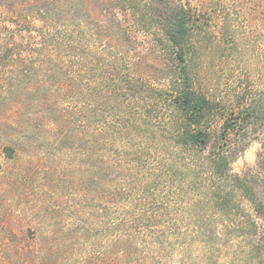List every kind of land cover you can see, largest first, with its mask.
<instances>
[{
  "label": "rangeland",
  "instance_id": "374dc122",
  "mask_svg": "<svg viewBox=\"0 0 264 264\" xmlns=\"http://www.w3.org/2000/svg\"><path fill=\"white\" fill-rule=\"evenodd\" d=\"M0 1V47L25 58L0 60V264H264L263 133L175 141L156 22L189 9L193 87L230 113L240 80L264 88V0ZM42 34L61 62L19 82ZM142 59L154 73L141 81ZM35 80L47 88L20 98ZM221 151L230 163L214 171Z\"/></svg>",
  "mask_w": 264,
  "mask_h": 264
},
{
  "label": "trees",
  "instance_id": "16d2710c",
  "mask_svg": "<svg viewBox=\"0 0 264 264\" xmlns=\"http://www.w3.org/2000/svg\"><path fill=\"white\" fill-rule=\"evenodd\" d=\"M4 1V0H3ZM2 2L0 1V4ZM14 9V8H11ZM14 12V10H11ZM16 11V10H15ZM159 39L167 44L166 52L172 58V63L163 66L164 78L167 79V93L170 96L169 101L173 108L174 115L170 124L175 132V141L182 146H198L202 149L210 148V144L217 142L220 138L229 142L232 137H237L239 141L246 139L247 131H261V138L264 148V88L255 93L250 92V87L239 81L236 92V104L231 108L230 113L224 112V101L216 97L209 90L207 95L204 92L198 91L192 84V71L189 64V47L193 40L195 22L190 14L189 9L184 6L177 8H165L160 10L156 16ZM224 33H228V27L225 25L222 28ZM43 43L40 46L30 48V63L32 66L27 70L20 72L21 78L19 82H23L28 74H31L35 69L36 64L53 65L61 62L63 48L61 46L49 47L46 43L48 36L41 35ZM207 42H210V40ZM19 48L6 45L0 47V60L3 62L19 63L25 59L19 53ZM136 66L135 74L142 81L144 77L151 76L154 73L144 59L134 63ZM57 72V71H54ZM27 85L19 93V97L28 98L41 94L47 88V80H35ZM41 81V82H40ZM18 82L17 86H20ZM46 82V84H45ZM129 89L140 87L139 79L128 78ZM30 88L33 91L27 92ZM134 87V88H132ZM42 90V91H41ZM28 96V97H27ZM133 99H137L138 95L131 94ZM46 96L40 98L41 103L38 104L44 109ZM23 105L27 106V100L23 101ZM221 118L222 124L220 129L215 132L213 122ZM5 122L13 123V118H5ZM207 122V126L204 123ZM7 124V123H5ZM245 131L244 135L239 132ZM233 134V136H232ZM242 136V137H241ZM214 138V141L212 142ZM14 148L5 146V152L8 156L13 155ZM229 154L224 151L218 152L212 158L211 168L214 171H220L223 167L229 165ZM216 161V162H214ZM264 164V159H263Z\"/></svg>",
  "mask_w": 264,
  "mask_h": 264
}]
</instances>
